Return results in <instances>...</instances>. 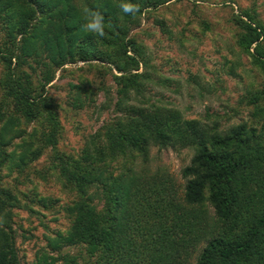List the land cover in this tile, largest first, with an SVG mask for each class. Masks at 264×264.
<instances>
[{
  "label": "trees",
  "instance_id": "1",
  "mask_svg": "<svg viewBox=\"0 0 264 264\" xmlns=\"http://www.w3.org/2000/svg\"><path fill=\"white\" fill-rule=\"evenodd\" d=\"M175 1L129 0L140 9L130 16L122 0H0V264H19L20 214L48 210L66 226L42 227L30 264H264V21L254 3L231 9L219 69L240 83L235 104L187 118L145 96L177 82L158 74L132 32L152 18L180 44L192 31L205 36L207 24L189 19L173 34L178 20L162 9ZM85 7L103 14L104 37L82 30ZM106 76L113 115L77 150L65 149L61 108L47 88L68 79V105L79 111L98 92L108 98ZM151 147L191 151L182 186L146 168Z\"/></svg>",
  "mask_w": 264,
  "mask_h": 264
},
{
  "label": "rangeland",
  "instance_id": "2",
  "mask_svg": "<svg viewBox=\"0 0 264 264\" xmlns=\"http://www.w3.org/2000/svg\"><path fill=\"white\" fill-rule=\"evenodd\" d=\"M223 1L181 0L170 2L167 9H162V16L166 21L178 20L177 26L172 29L173 34L177 32V28L179 30L183 26L187 19L191 20V25H196L200 21L207 24V29L204 31L205 36L189 29L188 32L192 31L194 38L190 37L182 44L175 36L170 39L162 36L152 22V18H143L139 26L132 30L143 44L158 74L177 82V84L171 83L167 88L163 85H152L146 90L145 96L149 95L152 100L162 99V102L172 104L187 118L201 116L205 112L221 115L227 113L228 108L235 104L241 86L232 78L222 75L219 69L221 56L226 53L221 40L227 39L225 30L228 28L227 20L231 9L236 12L237 6L245 8L254 3L260 20L264 21V0H235V3L231 5L232 8L228 7L227 3L223 4ZM191 2L196 3L194 12H191ZM212 32L216 34L214 41L211 38ZM87 76L92 78V75ZM68 81V79L55 77L46 91L61 108L59 113L64 132L62 147L77 150L85 137L92 134L113 115L115 92L109 76H106L105 86L109 88L108 98L106 99L102 92H98L93 107L74 111L68 105L65 85ZM176 86H179L177 92L174 91ZM237 121L238 117H235L223 124L224 127L231 126ZM191 154V151L187 149L172 150L151 147L145 166L149 171L157 168L165 170L177 185L182 186L180 171L188 164ZM52 192L56 193L54 186L46 187V194L51 195ZM42 214V218L38 219L28 216L26 212L20 214V224L24 231L16 229L15 235L19 264H30L34 252L44 244L43 236L46 232L43 226H48L49 229L66 226L62 219L52 221L55 217L52 210L42 212Z\"/></svg>",
  "mask_w": 264,
  "mask_h": 264
},
{
  "label": "clouds",
  "instance_id": "3",
  "mask_svg": "<svg viewBox=\"0 0 264 264\" xmlns=\"http://www.w3.org/2000/svg\"><path fill=\"white\" fill-rule=\"evenodd\" d=\"M121 12L126 15L135 16L139 12V5L129 2V0H122L118 5ZM85 22L82 25V30L88 33L96 34L100 37L105 36V18L99 11H95L85 7L83 9Z\"/></svg>",
  "mask_w": 264,
  "mask_h": 264
}]
</instances>
